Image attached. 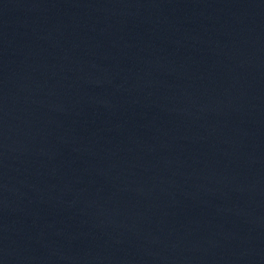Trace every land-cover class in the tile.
I'll use <instances>...</instances> for the list:
<instances>
[{
    "label": "water",
    "instance_id": "95a60500",
    "mask_svg": "<svg viewBox=\"0 0 264 264\" xmlns=\"http://www.w3.org/2000/svg\"><path fill=\"white\" fill-rule=\"evenodd\" d=\"M0 264H264V0H0Z\"/></svg>",
    "mask_w": 264,
    "mask_h": 264
}]
</instances>
